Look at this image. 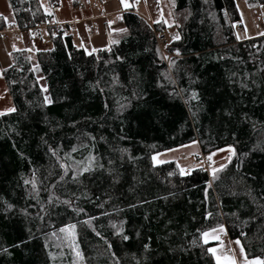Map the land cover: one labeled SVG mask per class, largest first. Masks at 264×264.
Here are the masks:
<instances>
[{
    "label": "trees",
    "instance_id": "trees-1",
    "mask_svg": "<svg viewBox=\"0 0 264 264\" xmlns=\"http://www.w3.org/2000/svg\"><path fill=\"white\" fill-rule=\"evenodd\" d=\"M168 1L178 37L162 47L163 25L128 12L127 35L92 54L49 25L35 65L11 53L0 264H74L46 239L66 226L84 264H213L202 235L219 227L264 262V36L236 40L234 0ZM9 2L21 30L49 18L38 0ZM192 142L232 153L212 173L153 164Z\"/></svg>",
    "mask_w": 264,
    "mask_h": 264
},
{
    "label": "crops",
    "instance_id": "crops-1",
    "mask_svg": "<svg viewBox=\"0 0 264 264\" xmlns=\"http://www.w3.org/2000/svg\"><path fill=\"white\" fill-rule=\"evenodd\" d=\"M40 1L38 0L39 4H43L46 10H43V13L49 18L46 22H41L30 29L21 30L16 24L9 0H0V116L14 112L12 111L14 109L13 101L2 76V70L12 64L11 53L17 50L27 51L31 55L33 65H35L36 53L47 51L51 47L47 25L53 26L58 31L60 29L67 30L66 32L73 38L74 45L86 54L106 49L112 42H118L126 36L128 31L122 16L128 12L135 13L150 26L161 23L163 31L159 36H163L167 43L177 38L171 37L169 40L167 37L169 30L175 29V20L168 0H135L134 2L132 0H123V2L122 0ZM26 17L29 16L26 15ZM35 27L39 29L46 27L47 40H44L39 35L40 33L37 37ZM17 33H21V37ZM13 34L18 36L16 40L12 38ZM196 146L200 152L197 143ZM157 156L158 153L152 156L154 165H160L156 160ZM187 156H189L188 149H184L177 155L176 162L181 157L186 158ZM193 157L199 160L198 155ZM204 233H209L207 239L202 235V241L209 245L207 251L213 264H229V262H234V264H261L257 257L246 255L242 241L231 239L225 227L215 228ZM210 249H215V254Z\"/></svg>",
    "mask_w": 264,
    "mask_h": 264
},
{
    "label": "rangeland",
    "instance_id": "rangeland-1",
    "mask_svg": "<svg viewBox=\"0 0 264 264\" xmlns=\"http://www.w3.org/2000/svg\"><path fill=\"white\" fill-rule=\"evenodd\" d=\"M39 2L41 1L39 0ZM234 3L237 14L239 15V22L233 24V31L236 40L238 42H244L264 36V2L258 4V6L255 8L249 7L245 0H234ZM40 6L42 10L46 11L43 4L40 3ZM30 12L31 9L26 11L25 14L29 16ZM35 33L37 37L38 33H40L39 35H41L44 40H47V30L40 28L38 32L35 30ZM18 35L21 37V33ZM16 37H18L16 34L12 35V38L15 40ZM167 37L169 40H171V37H178L176 29L169 30V32L167 33ZM41 85L44 86L43 81H41ZM184 149H188L189 156H187L186 158L181 157L179 161L177 160L178 166L183 174H187L193 169L202 167L204 163L208 165V172L212 173L215 170L221 168L227 162L230 154L232 153V150L226 147L205 156L204 161L202 159L196 160L193 156H201V153L198 151L196 143L192 142L182 147L158 153L156 160L160 165L167 164L173 161L176 162L177 155ZM191 150L192 152H190ZM209 157H211V159H209ZM63 230L66 231H62L61 229L56 232L50 233L48 237L46 236L48 243L51 245L52 249L57 248L60 251L61 246H63V248L67 247L68 249H70L74 257V264H84V260L81 258L80 254L75 250V247L73 246L75 228L73 226H66L63 228ZM59 235L65 237V244H63V242L59 238ZM259 241L260 239L258 237H253L252 241L249 240L246 244L247 246H249L252 243H257Z\"/></svg>",
    "mask_w": 264,
    "mask_h": 264
},
{
    "label": "built area",
    "instance_id": "built-area-1",
    "mask_svg": "<svg viewBox=\"0 0 264 264\" xmlns=\"http://www.w3.org/2000/svg\"><path fill=\"white\" fill-rule=\"evenodd\" d=\"M30 28H32V27H25V29H30ZM37 32L39 31V28H34ZM156 41H157V44H158V46L159 47H161L164 43H165V38L163 37V36H157L156 37ZM169 58H170V56H169ZM198 158L199 159H202L203 161H204V158H205V156L204 155H202L201 154V156H198ZM203 171H208V165L206 164V163H204L203 165H202V168H201Z\"/></svg>",
    "mask_w": 264,
    "mask_h": 264
},
{
    "label": "snow or ice",
    "instance_id": "snow-or-ice-1",
    "mask_svg": "<svg viewBox=\"0 0 264 264\" xmlns=\"http://www.w3.org/2000/svg\"><path fill=\"white\" fill-rule=\"evenodd\" d=\"M122 2H123V0H122ZM47 99V98H46ZM50 102V101H49ZM12 111H14V109H12ZM209 159H211V157H209ZM62 231H66V230H63L62 229ZM204 235V237L207 239V237L209 236V233H204L203 234ZM237 243H239L238 241H237ZM210 251H212L213 252V254H215V249H210ZM219 259V258H218ZM229 264H234V262H229ZM261 264H264V262H261Z\"/></svg>",
    "mask_w": 264,
    "mask_h": 264
},
{
    "label": "bare ground",
    "instance_id": "bare-ground-1",
    "mask_svg": "<svg viewBox=\"0 0 264 264\" xmlns=\"http://www.w3.org/2000/svg\"><path fill=\"white\" fill-rule=\"evenodd\" d=\"M166 42H167V40L165 39V43H166ZM165 43H164V44H165ZM164 44H163L162 46H164ZM162 46H161V47H162Z\"/></svg>",
    "mask_w": 264,
    "mask_h": 264
}]
</instances>
